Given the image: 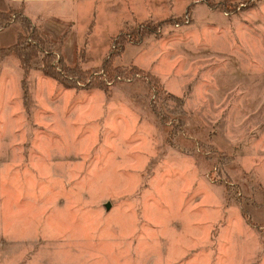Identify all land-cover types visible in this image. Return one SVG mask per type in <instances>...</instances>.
Segmentation results:
<instances>
[{
  "label": "rangeland",
  "instance_id": "1",
  "mask_svg": "<svg viewBox=\"0 0 264 264\" xmlns=\"http://www.w3.org/2000/svg\"><path fill=\"white\" fill-rule=\"evenodd\" d=\"M68 3L0 11L25 5L78 65L44 18ZM85 3L128 16L106 55L120 35L111 65L141 73L66 88L41 54L23 72L19 24L0 29V264H264V0Z\"/></svg>",
  "mask_w": 264,
  "mask_h": 264
},
{
  "label": "trees",
  "instance_id": "2",
  "mask_svg": "<svg viewBox=\"0 0 264 264\" xmlns=\"http://www.w3.org/2000/svg\"><path fill=\"white\" fill-rule=\"evenodd\" d=\"M10 22L18 23L21 28V33H26L23 36L21 33L17 34L15 43L10 46L9 50L13 51L15 57L19 61V65L23 72H26L33 60L41 54V64L38 69L47 77L57 81L66 88L73 89H92L100 88L106 89L105 81L114 79V75L119 77H128L130 73H141L133 67L113 66L111 63L120 57L124 51L125 42L120 40V35L113 40L114 49L109 51L103 58L100 65L91 69H81L78 65H68L64 61L56 57L51 51L54 45L47 40L44 36H41L35 28L30 24L28 18L21 13H15L14 11H0V29L8 26ZM120 34V33H119ZM143 31L139 35H143ZM131 41V39H129ZM128 41V40H127ZM127 43V42H126ZM152 86L157 89V93L162 92L156 79L149 74ZM171 100L178 103L181 101L174 95H167Z\"/></svg>",
  "mask_w": 264,
  "mask_h": 264
},
{
  "label": "crops",
  "instance_id": "3",
  "mask_svg": "<svg viewBox=\"0 0 264 264\" xmlns=\"http://www.w3.org/2000/svg\"><path fill=\"white\" fill-rule=\"evenodd\" d=\"M66 1L73 5L71 10L75 16L64 17V19L53 12L47 13L44 18L47 20L48 16L51 21L48 23V36L52 41L60 44L61 53L64 52L68 59L73 56V47L83 49L77 58L78 65L82 69L98 65L106 55L111 39L119 33L124 24L128 23L129 18L128 16L117 18L101 13L94 6L85 3V0ZM22 12L32 24L42 29V22L37 20L38 16L36 19L32 18L25 5L22 7ZM84 12L85 16H81ZM130 12L133 14L134 20H159L152 13L140 14L138 12L139 15H137L134 11ZM68 47L71 49L69 54L66 53Z\"/></svg>",
  "mask_w": 264,
  "mask_h": 264
}]
</instances>
